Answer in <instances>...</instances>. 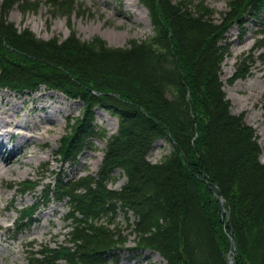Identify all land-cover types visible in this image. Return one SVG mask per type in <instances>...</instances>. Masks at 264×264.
Wrapping results in <instances>:
<instances>
[{
    "label": "trees",
    "instance_id": "1",
    "mask_svg": "<svg viewBox=\"0 0 264 264\" xmlns=\"http://www.w3.org/2000/svg\"><path fill=\"white\" fill-rule=\"evenodd\" d=\"M45 1L66 15L75 2ZM139 1L153 34L122 47L100 36L81 40L73 29L64 39L40 38L7 17L14 5L37 8L38 0L0 2V88L44 86L82 102L56 150L62 165L77 164L95 139H106L96 174L54 172L53 182L19 183L20 193L42 191L18 210L16 233L32 225L40 202L65 200L69 208L70 245L38 250L28 264H106L125 242L110 227L118 210L135 217L136 248L158 252L166 264H264L263 150L254 127L231 112L220 79L229 53L221 42L234 25L258 20L264 48V0H229L219 22L205 0ZM246 71L239 66L228 82ZM97 108L117 117L114 133L95 124ZM157 139L171 150L152 163L147 153ZM115 169L126 177L119 189L107 186Z\"/></svg>",
    "mask_w": 264,
    "mask_h": 264
},
{
    "label": "rangeland",
    "instance_id": "2",
    "mask_svg": "<svg viewBox=\"0 0 264 264\" xmlns=\"http://www.w3.org/2000/svg\"><path fill=\"white\" fill-rule=\"evenodd\" d=\"M38 1L37 8L26 10L14 5L8 20L19 29L29 28L43 39L54 36L64 39L73 29L81 40L100 36L114 47L125 46L130 40L141 41L153 34L148 11L139 0H75L70 15L53 11L45 0ZM228 1L205 0L215 10V21L219 22L228 10ZM261 18L264 19V12ZM258 29L259 21L251 18L241 30L234 25L226 33L221 43L229 44V53L221 64L220 79L230 100L231 112L242 114L244 121L254 127L263 150L260 159L264 161V48H260L257 41ZM239 66L242 70L247 68V73L233 83L228 82ZM82 106L81 101L44 86L30 93L0 88V264H28L29 257L38 250L70 245V221L66 219L69 208L65 200L51 198L47 203L40 202L32 225L16 233L18 210L32 206L42 191L41 185L24 194L18 188L19 183L26 180H43L42 184L53 182L54 172L66 174L68 178L96 174L106 139H95V148L85 150L72 166L62 165L56 154L60 138L67 132V119L79 116ZM95 124L110 135L116 131L118 119L97 108ZM12 128L17 132L11 134ZM170 150L168 140L157 139L147 159L159 162ZM112 175L115 178L110 179L107 186L119 189L126 177L119 169ZM134 219L130 211L116 213L110 227L120 230L125 242L117 252L110 254L106 264H166L158 252L136 248ZM59 264L67 263L60 260Z\"/></svg>",
    "mask_w": 264,
    "mask_h": 264
},
{
    "label": "water",
    "instance_id": "3",
    "mask_svg": "<svg viewBox=\"0 0 264 264\" xmlns=\"http://www.w3.org/2000/svg\"><path fill=\"white\" fill-rule=\"evenodd\" d=\"M219 199H220V201H221V197H220V195H219ZM232 250H233V245L231 246V249H230V251H229V253H228V256H230V255H231V253H232Z\"/></svg>",
    "mask_w": 264,
    "mask_h": 264
},
{
    "label": "bare ground",
    "instance_id": "4",
    "mask_svg": "<svg viewBox=\"0 0 264 264\" xmlns=\"http://www.w3.org/2000/svg\"><path fill=\"white\" fill-rule=\"evenodd\" d=\"M10 125V123H8ZM10 130V129H9ZM15 132H17L14 128H12V131L10 130L11 134H14ZM11 156V155H10ZM13 160V159H12ZM7 161V160H6ZM9 161V160H8Z\"/></svg>",
    "mask_w": 264,
    "mask_h": 264
}]
</instances>
